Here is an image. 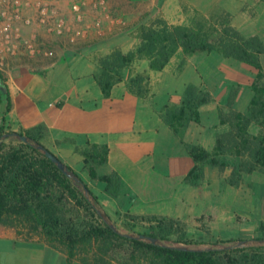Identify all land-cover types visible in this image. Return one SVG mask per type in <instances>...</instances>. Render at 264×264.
Instances as JSON below:
<instances>
[{
	"label": "crops",
	"instance_id": "crops-1",
	"mask_svg": "<svg viewBox=\"0 0 264 264\" xmlns=\"http://www.w3.org/2000/svg\"><path fill=\"white\" fill-rule=\"evenodd\" d=\"M177 57H184L181 49L162 72L152 71L147 61L142 70L151 78L147 97L130 93L128 69L107 99L95 80L96 61L90 57L37 63L9 56L6 78L13 108L7 126L21 132L46 125L44 146L82 176L114 221H125L126 215L173 219L185 225L189 237L213 242L258 237L264 227V174L244 175L241 185L233 186L231 166L224 172L207 166L198 186L184 183L195 165L184 143L212 152L217 135L229 131L221 124L219 109L227 110L230 93L238 88L235 108L246 113L257 71L217 53L191 55L181 70H170ZM190 84L208 91L213 101L201 107V122L192 121L180 137L163 115L167 106L182 105ZM4 105L0 104V120ZM88 142L109 146V165L99 173L105 175L113 168L120 174L123 187L118 198L106 194L105 184L94 183L84 170L76 148ZM0 264L86 263L71 260L39 238L26 239L16 231L0 229Z\"/></svg>",
	"mask_w": 264,
	"mask_h": 264
},
{
	"label": "trees",
	"instance_id": "trees-1",
	"mask_svg": "<svg viewBox=\"0 0 264 264\" xmlns=\"http://www.w3.org/2000/svg\"><path fill=\"white\" fill-rule=\"evenodd\" d=\"M136 38V49L127 53L117 49L99 59L100 72L95 80L107 99L136 61L145 59L152 71L162 72L180 49L186 58L197 53H217L257 71L247 112L235 108L237 90L230 93L227 110L219 109L221 124L227 125L229 131L217 135L212 152L184 143L195 164L184 183L198 186L207 166L222 172L231 166L229 183L233 186H240L244 175L264 174V40L237 30L228 13L208 17L201 11H196L191 26L170 24L161 18L141 23ZM128 89L139 98L150 95V74L132 73ZM212 101L208 91L190 84L181 106L165 108L164 121L181 137V131L192 121L201 122V107ZM1 103H6L0 120L1 230L16 231L26 239L39 238L65 252L71 260L86 264H264V227L260 228V236L252 239L204 242L186 239V227L177 220L128 215L134 227L122 230L77 171L52 151L68 173L46 156L45 150L49 149L42 143L49 133L46 125L21 132L7 126L13 104L7 80L0 71ZM253 127L258 128L257 133L252 132ZM76 152L82 155L84 170L92 181L104 183L105 193L118 198L123 187L120 174L113 168L105 175L99 173L109 165V146L88 142L85 147H77ZM140 224L148 231H135ZM142 234L157 242L142 239Z\"/></svg>",
	"mask_w": 264,
	"mask_h": 264
},
{
	"label": "rangeland",
	"instance_id": "rangeland-1",
	"mask_svg": "<svg viewBox=\"0 0 264 264\" xmlns=\"http://www.w3.org/2000/svg\"><path fill=\"white\" fill-rule=\"evenodd\" d=\"M30 1L31 5L24 7L22 17L10 21V38L0 34V71L5 78L9 70V56H19L26 58L27 62L40 63L60 57L67 61L72 57L85 55L96 61L98 74L101 57L117 49L127 53L137 48L139 41L136 40V33L139 24L161 18L170 24L191 26L196 11H201L208 17L228 13L232 25L245 36L257 35L264 40V3L259 0ZM42 9L46 10L44 23L40 21ZM31 10L36 15L27 16L26 13ZM7 23L8 20L0 17V29ZM26 29L30 32L25 34ZM187 58L185 55L183 58L177 57L170 70H181ZM146 66L147 60H138L130 69V74L143 72ZM235 90L238 91V88L232 89ZM252 132L257 133L258 128L253 127ZM127 216L125 221H115L124 231H130L134 227V222ZM134 230L140 233L148 231L144 224L136 225ZM196 240L209 242L207 239Z\"/></svg>",
	"mask_w": 264,
	"mask_h": 264
},
{
	"label": "built area",
	"instance_id": "built-area-1",
	"mask_svg": "<svg viewBox=\"0 0 264 264\" xmlns=\"http://www.w3.org/2000/svg\"><path fill=\"white\" fill-rule=\"evenodd\" d=\"M31 5L30 0H0V17L4 20H8V23L4 28L0 29V34L3 33L6 38H10V27L13 19H20L22 17L24 7H29ZM42 18L41 22L46 21L45 14L46 10L42 9L41 11ZM28 23H31L30 20H27ZM61 31L59 30V33Z\"/></svg>",
	"mask_w": 264,
	"mask_h": 264
},
{
	"label": "water",
	"instance_id": "water-1",
	"mask_svg": "<svg viewBox=\"0 0 264 264\" xmlns=\"http://www.w3.org/2000/svg\"><path fill=\"white\" fill-rule=\"evenodd\" d=\"M23 140L24 141H27V138H23ZM2 141H3V138L2 137H0V143H2ZM45 154H46V156L51 160V161H53L55 164H57L58 165V167L62 170V171H64V172H66V173H68V171H67V169H66V165L55 155V154H53L50 150H45ZM112 227H114V225H112ZM141 238L142 239H147V240H151L152 242H154V243H156L157 242V240L156 239H154V238H151V237H149V236H146V235H144V234H142L141 235Z\"/></svg>",
	"mask_w": 264,
	"mask_h": 264
}]
</instances>
